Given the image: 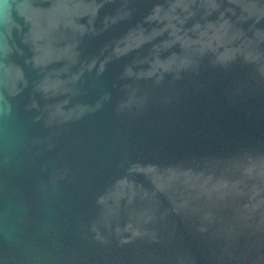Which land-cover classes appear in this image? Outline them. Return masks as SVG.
<instances>
[{
	"label": "water",
	"instance_id": "95a60500",
	"mask_svg": "<svg viewBox=\"0 0 264 264\" xmlns=\"http://www.w3.org/2000/svg\"><path fill=\"white\" fill-rule=\"evenodd\" d=\"M0 264H264V0H0Z\"/></svg>",
	"mask_w": 264,
	"mask_h": 264
}]
</instances>
